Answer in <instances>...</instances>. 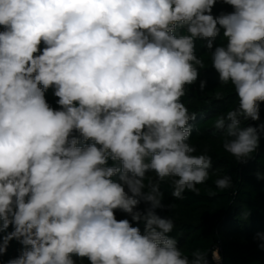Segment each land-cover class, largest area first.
Segmentation results:
<instances>
[{
    "label": "clouds",
    "instance_id": "9594fccd",
    "mask_svg": "<svg viewBox=\"0 0 264 264\" xmlns=\"http://www.w3.org/2000/svg\"><path fill=\"white\" fill-rule=\"evenodd\" d=\"M217 3L232 11L213 14ZM0 28V257L15 240L7 264H209L170 235L161 184L184 199L212 168L181 100L207 88L197 39L238 100L214 134L241 162L259 148L264 124L241 122L259 121L264 103V0H0Z\"/></svg>",
    "mask_w": 264,
    "mask_h": 264
},
{
    "label": "trees",
    "instance_id": "16d2710c",
    "mask_svg": "<svg viewBox=\"0 0 264 264\" xmlns=\"http://www.w3.org/2000/svg\"><path fill=\"white\" fill-rule=\"evenodd\" d=\"M221 11L230 12L232 8L217 3L213 14H219ZM206 43L203 39L195 41L196 55L205 64L200 79H207V88L200 92L198 81L181 100L189 112H195L197 115L196 120L191 122L194 130L189 143L197 149L196 154L206 153L212 158L209 179L204 184L197 185L198 194L186 191L184 199L172 198V187L168 182L162 183L164 203L171 202L175 207L168 211L158 210V214L174 219V230L170 235L177 240L182 253L190 258L195 250L200 249L209 253V264H216L212 261L210 253L213 249H219L222 264H264V250L258 247L264 240L256 239L257 233L264 234V179H257V173L264 176V132L260 133L259 148L246 162L238 161L224 150L223 138L219 133L214 134V123L218 116L237 107L238 100L232 85L222 84L218 74L212 69ZM223 43L225 41L221 30V34L214 41V47ZM45 95L52 107H59L56 104L58 98L54 97L52 89ZM260 113L264 121V103L260 105ZM250 124L255 126L259 122L242 119V127ZM226 127L227 122L225 129ZM111 164L109 161V165ZM148 175L155 176L152 172ZM226 175L231 176V187L220 190L215 181ZM210 192H215V195H210ZM144 207V204L140 205L141 210ZM116 217L131 219L118 210ZM133 226L137 225L133 223ZM139 227L143 231L142 222ZM11 230L10 226L8 231ZM20 248L21 245L15 240L10 242L7 253L0 257V264H7L9 259L16 257ZM78 264L89 262L85 258L78 260Z\"/></svg>",
    "mask_w": 264,
    "mask_h": 264
},
{
    "label": "built area",
    "instance_id": "2783aa9c",
    "mask_svg": "<svg viewBox=\"0 0 264 264\" xmlns=\"http://www.w3.org/2000/svg\"><path fill=\"white\" fill-rule=\"evenodd\" d=\"M258 122H259V124H263L264 123L263 117H262L261 113H260V120ZM220 264H222V262H220Z\"/></svg>",
    "mask_w": 264,
    "mask_h": 264
}]
</instances>
